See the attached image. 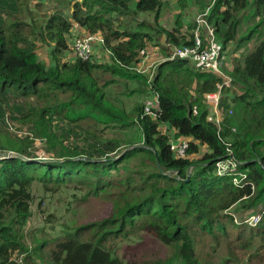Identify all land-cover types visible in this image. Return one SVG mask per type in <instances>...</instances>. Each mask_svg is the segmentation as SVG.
<instances>
[{
    "label": "trees",
    "instance_id": "obj_1",
    "mask_svg": "<svg viewBox=\"0 0 264 264\" xmlns=\"http://www.w3.org/2000/svg\"><path fill=\"white\" fill-rule=\"evenodd\" d=\"M26 1L0 0V152H14L0 158V264H128L113 244L143 233L169 251L138 264H226L233 248L257 255L264 246V0H177L182 9L211 6L207 21L222 52L229 43L237 52L257 41L234 56L229 70L221 68L241 93L222 88L219 129L207 118L204 97L221 76L186 59L157 65L155 118L143 99L128 112L109 88L129 83L125 94L144 97L146 76L135 71L140 50L152 54L148 48L158 47L168 57L172 45L192 44L193 33L181 30V14L173 28L159 22L162 0H70L69 14L56 9L45 19L35 18ZM55 1L65 8L69 0ZM248 8L252 26L238 33ZM73 22L85 33L68 44ZM86 32L102 36L109 63L92 59L94 47L88 59L74 54L64 60ZM37 41L53 44L48 63L39 59ZM8 117L18 123L13 131L3 126ZM24 127L29 130L19 136ZM172 131L188 139L185 157L170 151ZM77 137L80 145L69 143ZM36 138L49 156L34 154ZM226 147L247 172L242 188L215 172ZM33 183L45 190L81 187L110 211L28 244ZM246 210L260 214L256 225L245 221ZM222 248L226 254L219 257Z\"/></svg>",
    "mask_w": 264,
    "mask_h": 264
},
{
    "label": "rangeland",
    "instance_id": "obj_2",
    "mask_svg": "<svg viewBox=\"0 0 264 264\" xmlns=\"http://www.w3.org/2000/svg\"><path fill=\"white\" fill-rule=\"evenodd\" d=\"M74 2V0H72ZM163 5L160 10L159 22L164 24L165 27L173 28L175 27V20L177 15L181 14V22L182 27L181 30L184 32L183 34L191 33V30L194 27V19L196 15L200 12L196 7H193V4H190L189 7L182 9L177 0H162ZM73 2L70 4V0L68 1L67 7H61L57 4L55 0H27L26 5L35 12V18H47L51 15L56 9H63L66 14L70 13L69 7L73 5ZM39 4V5H36ZM211 6H208L206 10ZM249 9V8H248ZM27 12V9H25ZM252 10L249 9L244 17L241 20L239 25L238 33H243L247 28L252 26V20L250 19V15ZM153 15H149L148 18L152 19ZM26 20L30 19L28 15H25ZM127 20V19H126ZM134 24V22H133ZM85 31L81 28L76 22H73L72 29L70 33L66 36L68 44H71V40L76 35H83ZM87 33V32H86ZM256 39L252 38L247 42L245 47H242L239 51L235 52L232 50L234 47L233 43H229L227 45V49L223 51L224 59L220 61V68L223 70H229L231 68L234 56H237L240 52H246L255 45ZM152 44V43H151ZM52 43H42L41 41L36 42V52L41 61L48 63L49 52ZM69 51L66 53L65 61L69 59L72 55H74L71 47H69ZM149 52L152 51V56H149L147 61H153L158 56H161L158 52V47L150 46L148 48ZM232 50V51H231ZM92 59L102 63H109V55L103 47H99V49L95 50ZM197 65V64H195ZM139 66V65H137ZM205 68V67H204ZM109 78V77H108ZM121 79V78H119ZM135 82V81H133ZM130 82V84L137 83ZM130 88L129 83L126 85L118 84L116 82L110 83L109 88L112 92H117V96L121 101L124 108L131 110L133 104L135 102H140L143 99L145 102L148 99H152L154 101V93L148 91L146 95L134 93L131 96L125 94V88ZM232 89L233 92L237 94L241 93V90L235 86L230 85L227 86ZM221 94V92H220ZM220 98V97H219ZM11 99V96L7 98ZM205 103L209 108V113L211 110V106L207 102L206 94L204 97ZM144 104V103H143ZM220 107V105H219ZM220 119L222 121V113L220 107ZM18 123L10 119L9 117L5 119L3 126H6L9 130L13 131L18 126ZM62 128H65L64 124H60ZM165 125L161 127L163 130ZM23 131H19V136H24L29 130L27 127L22 129ZM70 144L75 143L80 145V138L77 137L75 139L71 138L69 140ZM34 154L38 156H49V153H46L43 150V142L36 138L34 139ZM1 151V150H0ZM206 151L205 147L200 148V152ZM32 194L33 201L31 203L32 216L25 226V231H27L26 242L28 244H32V241L35 238H53L61 234L62 230H70V227L74 224L85 223L88 221H92L94 219L101 218L105 216L110 211V206L106 202H101L97 199L92 198V196L86 195V192L81 187L75 186H61L57 189L53 190H45L39 183H33L32 185ZM233 210V209H232ZM243 216H248L250 213L249 210L242 211ZM238 218L239 214H235ZM32 234V237L29 235ZM80 238L86 240L88 238V233L84 232L80 234ZM163 251L168 252L169 248L161 245L153 236L150 234H140L137 238L128 239L123 242H116L113 244V252H115L119 257H121L128 264H138L141 260L146 257H150L156 253H163ZM226 254L224 248L219 252V257H222ZM231 260L227 261L226 264H264V246L260 247V252L256 255L252 250L243 251L238 248H233L230 251ZM32 264H41L36 261Z\"/></svg>",
    "mask_w": 264,
    "mask_h": 264
},
{
    "label": "built area",
    "instance_id": "obj_3",
    "mask_svg": "<svg viewBox=\"0 0 264 264\" xmlns=\"http://www.w3.org/2000/svg\"><path fill=\"white\" fill-rule=\"evenodd\" d=\"M209 8H206L199 12L194 19V27L191 30L193 33V42L191 45H172L171 58H183L194 64L201 65L203 69L213 71L220 76H222L221 82L216 84V90L206 94V99L211 110L208 116L210 122L220 128V103L219 97L221 89L224 85H230V78L224 75L220 69V61L224 58L222 51L220 50L221 44L216 39L213 29L209 22L207 21V16L209 15ZM104 45V40L102 36L98 33H86L83 37H77L74 39L71 49L75 56L81 59H88L92 54L93 47ZM141 60L139 66L135 67V71L146 76V83L148 85L149 91L154 93V101L148 99L144 102L145 112L152 115L153 118L156 117L154 108L157 107V94L152 90L151 81L153 78L154 70L156 64L162 60L155 59L153 61H147L149 54L145 48L140 50ZM205 67V68H204ZM189 146L188 139L186 138H176L174 132L169 134V149L176 157H185L187 148ZM226 157L220 159L215 163V171L217 174H227L231 177V182L235 187H244L247 181V172L245 170L238 169L239 161L234 156L232 150L226 147ZM14 152H0L1 156H10ZM264 211V209H263ZM260 214H253L246 218V222L249 225H256L260 220ZM16 253V252H15ZM22 258V255L20 256Z\"/></svg>",
    "mask_w": 264,
    "mask_h": 264
},
{
    "label": "clouds",
    "instance_id": "obj_4",
    "mask_svg": "<svg viewBox=\"0 0 264 264\" xmlns=\"http://www.w3.org/2000/svg\"><path fill=\"white\" fill-rule=\"evenodd\" d=\"M201 12V11H200ZM104 45H100V46H96L97 48L96 49H99V47H103ZM171 50H172V48H171ZM223 53V52H222ZM224 55V54H223ZM170 56H171V54H170ZM170 56H168V57H164V56H158L159 58H156V59H161L162 58V60L161 61H159L157 64H156V67H157V65L160 63V62H162V61H164V60H166V59H170L169 57ZM176 58H179V57H176ZM171 59H173V58H171ZM224 59V58H223ZM222 59V60H223ZM192 63V62H191ZM194 64V63H193ZM221 69V68H220ZM205 70V69H204ZM154 71H156V68H155V70ZM206 71H209V70H206ZM221 71H222V69H221ZM222 73L224 74V75H226V76H228L227 74H225L223 71H222ZM214 74H217V73H214ZM154 75V74H153ZM218 75V74H217ZM229 77V76H228ZM221 78V80H222V76L220 77ZM230 78V77H229ZM221 80L219 81V82H221ZM218 83V82H217ZM216 83V84H217ZM230 83H231V79H230ZM231 85H232V83H231ZM223 87H227L226 85H224ZM222 87V88H223ZM147 89H148V87H147ZM152 90L155 92V90L152 88ZM216 90V89H215ZM214 90V91H215ZM222 90V89H221ZM148 91H149V89H148ZM156 93V92H155ZM206 94H208V93H206ZM144 103V102H143ZM219 103H220V98H219ZM208 116H209V113H208ZM208 118V117H207ZM210 121V120H209ZM212 123V122H211ZM213 124V123H212ZM220 126H221V123H220ZM219 129V128H218ZM187 139V138H186ZM189 142V141H188ZM188 149V148H187ZM3 153H5V152H3ZM4 156H1L0 158H3ZM5 157H9V156H5ZM220 160V159H219ZM218 161V160H217ZM216 163V162H215ZM216 172V171H215ZM22 257H23V255H22Z\"/></svg>",
    "mask_w": 264,
    "mask_h": 264
},
{
    "label": "water",
    "instance_id": "obj_5",
    "mask_svg": "<svg viewBox=\"0 0 264 264\" xmlns=\"http://www.w3.org/2000/svg\"><path fill=\"white\" fill-rule=\"evenodd\" d=\"M157 165L159 166V164L157 163ZM159 169H160V172H162V170H161V168L159 167Z\"/></svg>",
    "mask_w": 264,
    "mask_h": 264
},
{
    "label": "crops",
    "instance_id": "obj_6",
    "mask_svg": "<svg viewBox=\"0 0 264 264\" xmlns=\"http://www.w3.org/2000/svg\"><path fill=\"white\" fill-rule=\"evenodd\" d=\"M164 25V24H163Z\"/></svg>",
    "mask_w": 264,
    "mask_h": 264
}]
</instances>
